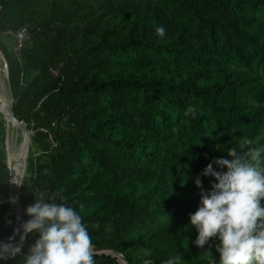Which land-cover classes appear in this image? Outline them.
Here are the masks:
<instances>
[{"label":"trees","instance_id":"obj_1","mask_svg":"<svg viewBox=\"0 0 264 264\" xmlns=\"http://www.w3.org/2000/svg\"><path fill=\"white\" fill-rule=\"evenodd\" d=\"M0 56L12 112L32 132L21 222L33 192H59L94 248L128 264H219L218 239L195 244V180L210 190L213 159L264 146V0H0ZM6 142L0 112L4 242L17 227Z\"/></svg>","mask_w":264,"mask_h":264},{"label":"clouds","instance_id":"obj_2","mask_svg":"<svg viewBox=\"0 0 264 264\" xmlns=\"http://www.w3.org/2000/svg\"><path fill=\"white\" fill-rule=\"evenodd\" d=\"M156 31L160 37L165 35L163 28ZM189 113L194 109L190 107L185 114ZM248 144L246 148L241 144L240 150L231 147L227 158L213 159L207 165L202 176L213 178L210 190L204 189L200 178L195 180L201 189L200 206L190 214L198 232L195 244L204 248L218 239L219 264H264V146ZM33 195L34 203L25 210L29 219L15 227L6 242L0 241V260L22 256L20 264H95L92 237L76 209L57 203L63 199L59 192L49 195L36 190ZM16 202V198L8 201ZM7 223L13 224L11 220ZM31 234L36 238L28 247ZM180 260L177 255L164 264H179Z\"/></svg>","mask_w":264,"mask_h":264},{"label":"bare ground","instance_id":"obj_3","mask_svg":"<svg viewBox=\"0 0 264 264\" xmlns=\"http://www.w3.org/2000/svg\"><path fill=\"white\" fill-rule=\"evenodd\" d=\"M2 76V71H1V66H0V95L2 98L5 99V111L7 115V122L11 123L12 125H16L17 128L21 131V136H22V143L20 147V151H18L17 154V161H13V166H12V161H11V155H10V170H11V176L13 183H17L19 180V177L23 173V169H25V157L27 153V145L28 141L26 140L25 137V126L24 124L21 123H16L13 119V114H12V105L9 104L6 95H5V87H4V80ZM29 155V154H28ZM121 259V258H120ZM122 260V259H121Z\"/></svg>","mask_w":264,"mask_h":264},{"label":"water","instance_id":"obj_4","mask_svg":"<svg viewBox=\"0 0 264 264\" xmlns=\"http://www.w3.org/2000/svg\"><path fill=\"white\" fill-rule=\"evenodd\" d=\"M8 85H9V83H8ZM9 89H10V86H9ZM0 112L4 116V120L7 123V115H6V111H5V99L2 98L1 95H0ZM12 114H13V112H12ZM13 119H14V121L16 123L24 124V126H25V137H26V140L31 142V136H30V133L31 132L28 130L27 125L24 122L19 121L14 116V114H13ZM6 133H7V137H8V130L6 131ZM28 154H29V149L27 151V157L29 156ZM24 165L26 167V160H25V164ZM9 170H10V164H9ZM24 172H25V169L23 170V173L19 177V180L17 181V183H15V184L14 183H11V192H10L11 198H16V200H17V202L15 204H12L13 214L15 215L16 220H17V227H19V225L21 223V220L20 219L18 220L17 218L18 217L19 218H22V209H21L20 199H19L20 198V195H21V189H20V186H17L16 184L21 185V180L23 178ZM10 174H11V170H10ZM11 182H13L12 181V176H11ZM98 251H100V250L94 248V253H97ZM109 254H111L113 257H116L118 260H120L119 261L120 264H128L127 261H126V259L124 258V256L122 254H119V253H109Z\"/></svg>","mask_w":264,"mask_h":264},{"label":"rangeland","instance_id":"obj_5","mask_svg":"<svg viewBox=\"0 0 264 264\" xmlns=\"http://www.w3.org/2000/svg\"><path fill=\"white\" fill-rule=\"evenodd\" d=\"M0 66H1V71H2V76L3 80L5 82L4 87H5V95L6 98L9 102L10 105H12L13 98L9 89L8 82L4 76L3 73V67L1 63V57H0ZM8 130V137H7V142H6V151H7V156L10 164V155H11V161H12V166H13V161H17V152L20 151L21 147V141H22V136H21V131L17 128L16 125H12L11 123L7 122L6 123V131ZM31 132V131H30ZM30 136H32V132L30 133ZM98 254H105V255H111L109 254L110 252L107 251H98ZM119 262L120 260L117 259ZM120 263V262H119Z\"/></svg>","mask_w":264,"mask_h":264},{"label":"built area","instance_id":"obj_6","mask_svg":"<svg viewBox=\"0 0 264 264\" xmlns=\"http://www.w3.org/2000/svg\"><path fill=\"white\" fill-rule=\"evenodd\" d=\"M14 37L16 39V45L14 46L15 51H21V48L24 45V42L28 39V33L26 28H22L19 30L16 34H14ZM63 66V63L60 64V66L56 69L53 70V75L58 76L59 75V69ZM51 143L55 146V142L51 139ZM22 220V218H19Z\"/></svg>","mask_w":264,"mask_h":264}]
</instances>
